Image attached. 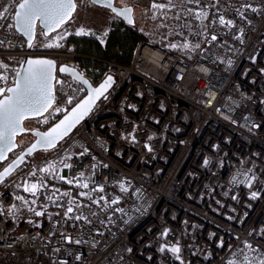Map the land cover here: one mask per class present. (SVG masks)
<instances>
[{"label":"built area","instance_id":"built-area-1","mask_svg":"<svg viewBox=\"0 0 264 264\" xmlns=\"http://www.w3.org/2000/svg\"><path fill=\"white\" fill-rule=\"evenodd\" d=\"M21 1L0 0V99L26 56L88 77L85 56L70 48L37 40L26 48L15 28ZM123 1L147 24L132 60L107 62L105 77L115 76L107 99L49 159L26 162L0 186V264H256L264 254V0ZM153 4L198 10L202 31L151 39ZM85 92L57 68L52 106L28 127L46 131ZM25 184L40 187L33 195ZM17 185L29 202L18 216L10 210Z\"/></svg>","mask_w":264,"mask_h":264},{"label":"snow or ice","instance_id":"snow-or-ice-1","mask_svg":"<svg viewBox=\"0 0 264 264\" xmlns=\"http://www.w3.org/2000/svg\"><path fill=\"white\" fill-rule=\"evenodd\" d=\"M191 2V0H190ZM198 3L199 0H196ZM107 7H111V3L106 5ZM153 8H164L163 4H153ZM76 5L74 0H23L22 3H19V11L15 13V20L17 27L22 30L25 35L28 36V47H32V40L34 38L33 29L35 27V23L37 20H40L46 28L50 30H55L56 28L62 26L67 20L71 18L72 13L74 12ZM114 12L117 10L115 8L112 9ZM255 10V9H253ZM191 11V10H189ZM4 12H7V8L0 12V19H4ZM131 9L125 8L120 12H117V15H123L128 19L129 23H132L131 17L129 13ZM206 15V14H205ZM197 18H200V15L197 14ZM219 23L221 25L233 26V21L225 20L223 16L219 18ZM77 35H84V29H80ZM64 37H58V39H63ZM239 38V37H237ZM212 40H216L217 37L213 35L211 37ZM48 47H52L54 45L49 44ZM59 46V45H55ZM199 45H197L198 47ZM172 47H177L176 45H172ZM183 47L187 48L188 45L185 44ZM28 68L25 70L26 74L24 75L22 81L16 82V87L8 89L12 93V96L5 98L4 100H0V142H3V148L0 149V159L6 158L5 152L7 150H11L15 145L12 143V138L15 136L17 131H24L21 128V122L23 119L27 118L29 114H42L46 112L54 101L53 96V80L55 77L53 76V68L54 63L49 60H29ZM61 72H70L74 79L81 81L82 83H87L86 80L83 79L81 75L75 72L73 69H68L66 67H62L60 69ZM0 79H7V77H0ZM57 83L63 85L64 81H56ZM114 83L113 77L108 76L107 79L101 84L98 88L92 89V95L82 102L78 103L75 108L72 109V113L69 116H66L64 120H61L59 124H57L54 128L51 129L48 133H37V135L41 136V139L37 141V144H34L31 149L28 150L29 154L33 149L37 147V145H43L45 148L55 147L56 143L59 139H63L64 136L68 134V132L77 124L84 116L88 115L93 107L95 106V102L104 97L107 99L105 93ZM0 94H2V90H0ZM71 103V100H69ZM60 111V109H57ZM66 111V110H65ZM151 151V148L148 149ZM21 161L23 160V156L19 158ZM207 164V161H205ZM65 167H71V165H65ZM12 168H7L4 170L2 174H0V182H2L5 176L10 175ZM45 172H49L50 168L42 169ZM63 179V177H61ZM68 183H72V181H68ZM81 187L87 188V183L80 185ZM250 186V183H249ZM40 185L31 184L24 186L25 192H30L33 195L36 194ZM98 191H103V188L100 187L97 189ZM122 191H128V189L124 188L121 185ZM64 195H69V193H64ZM84 195V193H81ZM252 197H256V193H252ZM17 200H21L24 204H28L29 202L24 199L22 196L16 197ZM52 199V197H49ZM103 199V197H101ZM118 201L113 200L112 203H117ZM31 203H35L33 200ZM95 203H99V201H95ZM11 211L16 210V206L13 205ZM29 211L34 212L36 216H43L45 213L43 211H36L35 208L29 207ZM73 211L72 207L67 209L68 213ZM76 220H85L87 221V217L84 216H76ZM90 223V221H88ZM162 235L167 236V231H165ZM65 239L69 243H77L79 244L81 241L76 240L72 241L71 237H65ZM222 246V244H221ZM247 248L251 249L252 245L248 244ZM161 252H164L165 247H161L159 249ZM168 251H171L173 254H177V259H179V253L181 251L179 246H173ZM131 251V250H129ZM245 261L247 264H252V261L245 257ZM256 264H264V254L257 258Z\"/></svg>","mask_w":264,"mask_h":264},{"label":"rangeland","instance_id":"rangeland-1","mask_svg":"<svg viewBox=\"0 0 264 264\" xmlns=\"http://www.w3.org/2000/svg\"><path fill=\"white\" fill-rule=\"evenodd\" d=\"M115 4L117 6L123 7L124 1L116 0ZM169 9L172 11L176 10L177 14H174L173 12L169 10L167 11L163 8H158L157 11L154 12L151 20L149 19L148 31L151 39L160 41L167 35V32L170 31L171 35L175 36L176 34L174 32H177L181 29H190L191 32L195 30L199 32L202 31L204 26V16L198 10L189 9L191 11L188 10L187 12L182 8L171 7ZM135 13L140 17L139 23L142 29L147 25L144 20V11L142 9L136 8ZM197 14L200 15V18H197ZM115 18V15L108 9L95 6L89 0H77V10L70 23L63 26L59 31L48 37L44 36L43 32L39 30L36 40L47 49H62L64 47H67V38L71 34L77 35L76 33L79 32L80 29H84L85 33L87 34L78 36H96L103 42L113 22H115ZM61 36H63L64 38L58 39V37ZM49 44H52L54 46L48 47L47 45ZM29 124V122L26 123L27 126H29ZM29 139L30 138H27V141H29ZM32 140L33 139H31V141ZM56 149H54L51 153L39 152L31 157V159L27 162L33 163L40 162L44 159H49L54 154ZM19 151L13 154V157H15L19 153ZM16 194L17 197L22 196L25 199V196L18 185ZM23 203L24 202L21 200H16V210L14 212L17 216L20 215L22 211H25L22 208Z\"/></svg>","mask_w":264,"mask_h":264},{"label":"water","instance_id":"water-1","mask_svg":"<svg viewBox=\"0 0 264 264\" xmlns=\"http://www.w3.org/2000/svg\"><path fill=\"white\" fill-rule=\"evenodd\" d=\"M89 1L93 5H95V6H98V7H101V8H105V9L110 10L115 15V17H117L118 19H120L121 21H123L126 25L132 26V25L135 24V18H134V11L135 10H134V8L132 6H127V7L117 6L115 4V1L116 0H89ZM22 2H23V0L20 3H22ZM109 2L111 3V7H107L106 6L107 4H109ZM74 3L76 5V8H75L74 12L72 13L71 18L69 20H67V22H65L62 26L56 28L55 30H50L49 28H46L44 26V24L40 20H37L36 23H35V27L33 29L34 38L32 40V44H34V42L36 41L37 33H38L39 30H41L43 32L44 36L48 37V36L56 33L57 31H59L63 26L67 25L73 19V16H74V14H75V12L77 10V0H74ZM113 8H115L117 11L114 12L112 10ZM125 8L131 9V12L129 13V15L131 17L132 23H129L128 22V19L125 16H123V15H117V12H120V11H122ZM17 11H19V4L17 5V8H16V12ZM15 28H16L17 32L20 33L23 36V38L25 39V41H26V48L27 49H30L31 47H28V42H29L28 36L25 35V33L17 27L16 20H15ZM29 60H49V61H52L54 63V68H53V73H52L54 77H56L57 68L59 69V71H60V69L62 67H66L68 69L75 70L76 73H78L79 75H81L83 77V79L87 81L86 84L85 83H82L79 80L74 79V77L71 75L70 72H61V71L60 72L62 74H64V75L70 76L74 80H76L81 86L84 87V89H85L86 92H85V95L79 101H77L59 120H57L54 124H52L46 131L32 130V129H30L26 125L27 122L32 121L34 119H37V118L41 117L46 112H43L42 114H29L27 116V118H25V119L22 120V122H21V128L24 129V131H17V133L15 134V136L12 138V143L15 145V147H13L11 150H7L5 152L6 158L0 159V166H1V168H0V174H2L4 172V170L7 169V168H12L13 169L11 171L10 175L5 176L3 178L2 182H0V186L3 183H5V181H7L10 176H12L20 167H22L28 161L29 158L33 157L35 154H37L39 152L52 151V150L58 148L64 141H66L70 137V135L74 132V130L90 115V113L94 110V108L96 107V105L101 101V99L103 97H101L100 99H98L95 102V106L93 107L92 111L88 115L84 116L83 119H81L79 121V123H77L68 132V134L63 137V139H59L57 141L55 147L45 148L43 145H37V147L35 149H33L31 151V153L29 154L28 150L31 149L34 144H37V141H39L41 139V136L40 135H37V133L43 134V133L50 132L51 129L54 128L57 124H59L61 120H64L66 116L71 115L72 109L75 108L78 103L82 102L83 100H85L89 96H91L92 95V89L98 88L101 84H103L104 81L107 79L108 76L113 77V80H114V83H115V76L112 75V74L107 75L99 84L95 85L88 77L83 76L80 73L79 70H77V69H75L73 67H70L68 65H60L58 67L57 64H56V62H55V60L52 59V58H48V57H29V56H26L20 62V65H19V68H18V71H17V75H16V79H15V83L10 88L16 87V82L17 81H22L24 75L26 74L25 70L28 68V63L27 62ZM52 83H53L52 92H53V96H54V94H55V79L53 80ZM113 84H112V86H113ZM110 88L108 89V91L110 90ZM10 96H12V93L10 91H8L7 94L4 95L0 100H4L5 98L10 97ZM23 135H30L33 138V140L28 145H26L25 147H23L20 150L18 138L22 137ZM3 146H4L3 145V142H0V149H2ZM18 151H19V153L15 157H13V154H15ZM21 156H23V160L22 161L19 159Z\"/></svg>","mask_w":264,"mask_h":264},{"label":"trees","instance_id":"trees-1","mask_svg":"<svg viewBox=\"0 0 264 264\" xmlns=\"http://www.w3.org/2000/svg\"><path fill=\"white\" fill-rule=\"evenodd\" d=\"M134 18L135 24L132 26L126 25L121 20L113 22L104 45L96 36L71 34L67 38V48L85 56L83 65L86 68L89 79L95 85L104 79L107 71V62L114 61L119 64L131 62L137 43L141 38L140 17L135 11ZM27 138H30L29 141H27ZM31 139L32 137L29 135H23L18 138L20 149L28 145ZM64 143L65 141L61 145ZM52 151L44 153H51Z\"/></svg>","mask_w":264,"mask_h":264},{"label":"flooded vegetation","instance_id":"flooded-vegetation-1","mask_svg":"<svg viewBox=\"0 0 264 264\" xmlns=\"http://www.w3.org/2000/svg\"><path fill=\"white\" fill-rule=\"evenodd\" d=\"M30 136V135H29ZM31 137V136H30ZM33 139V138H32Z\"/></svg>","mask_w":264,"mask_h":264}]
</instances>
